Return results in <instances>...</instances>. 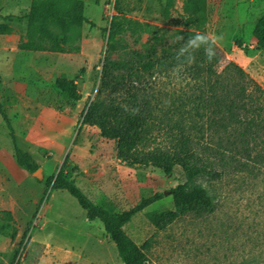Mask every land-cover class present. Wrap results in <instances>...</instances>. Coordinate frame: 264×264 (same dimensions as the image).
I'll list each match as a JSON object with an SVG mask.
<instances>
[{"label": "rangeland", "instance_id": "374dc122", "mask_svg": "<svg viewBox=\"0 0 264 264\" xmlns=\"http://www.w3.org/2000/svg\"><path fill=\"white\" fill-rule=\"evenodd\" d=\"M30 1L0 0V23L14 29L12 34H0V100L18 145L34 155L43 176L57 173L64 147L63 155L68 154L71 161L67 171L75 184L111 211L127 209L142 197L183 183L185 175L178 165L166 176L152 166L125 163L116 156V141L102 138L98 128L80 125L82 112L97 91L106 44L102 29L116 14V0H83L84 14L94 26L84 23L79 28L82 36L73 41L80 46L77 53L17 48L25 33ZM123 7L137 19L172 29L181 2L177 1L170 20L162 19L157 0H123ZM263 13L264 0H207L206 32L223 53L215 68L220 71L237 64L262 88L264 53L249 55V45L253 43L252 29ZM145 40L144 36L141 41ZM61 76L74 79L82 95L74 109L66 107L55 84ZM162 81L168 91H178L184 84L178 73ZM222 138L225 134H217L213 128L203 134V140L212 143ZM13 153L8 128L0 116V211H10L12 216L7 220L0 213V264H32L45 242L52 254L42 264H50V257L54 264H63L66 255L72 258L66 264H75L80 252L92 264H123L100 220L88 221L75 197L37 180L18 166ZM73 155H78L80 163L74 162ZM215 162L220 177L197 180L216 196L213 213L187 215L158 230L144 212L172 208L171 195H165L125 225L137 244L148 241L145 252L152 263L264 264V164L248 163V170H236L231 163Z\"/></svg>", "mask_w": 264, "mask_h": 264}, {"label": "trees", "instance_id": "16d2710c", "mask_svg": "<svg viewBox=\"0 0 264 264\" xmlns=\"http://www.w3.org/2000/svg\"><path fill=\"white\" fill-rule=\"evenodd\" d=\"M157 1L162 19L170 20L178 0ZM179 1L181 8L170 29L131 16L123 0H116V14L102 29L106 44L97 91L82 112L80 124L95 126L102 138L116 141V156L125 163L152 166L166 176L172 175L176 165L182 169L185 181L166 190L172 197V208L144 212L158 230L187 215L204 217L215 211L216 196L197 183L200 177H220L214 169L215 160L231 163L236 170H248V163L264 164V88L237 64L218 71L215 66L223 53L217 43L211 62L203 47L193 53L195 61L191 64L187 63L191 52L176 60L177 51L189 37L207 33L208 20L207 0ZM26 18L25 33L17 48L27 51L77 53L80 46L73 41L82 36L79 28L84 23L94 26L84 14L83 0H31ZM13 32L11 26L0 23V34ZM251 34L253 42L264 47V13ZM174 73L184 84L178 91H168L161 79ZM55 84L66 107L74 109L82 98L75 80L61 76ZM0 116L8 128L16 163L32 174L41 165L18 145L1 100ZM212 128L217 134L224 133L225 139L204 141V132ZM70 162L66 154L57 173L42 181L75 197L88 221L100 220L123 264H154L145 252L148 241L137 244L124 227L134 215L163 198L165 191L142 197L127 209L111 211L75 184L67 171ZM0 213L11 220L10 211Z\"/></svg>", "mask_w": 264, "mask_h": 264}, {"label": "clouds", "instance_id": "9594fccd", "mask_svg": "<svg viewBox=\"0 0 264 264\" xmlns=\"http://www.w3.org/2000/svg\"><path fill=\"white\" fill-rule=\"evenodd\" d=\"M180 39H182V37ZM215 44L216 39L210 34L197 32L194 36L188 38L186 43L177 51L175 58L176 60H179V58L183 56L185 52H191V56L187 60V63L191 64L195 61V56L193 53L203 47L204 54L208 62H211L216 55L214 49Z\"/></svg>", "mask_w": 264, "mask_h": 264}, {"label": "crops", "instance_id": "0c3cea01", "mask_svg": "<svg viewBox=\"0 0 264 264\" xmlns=\"http://www.w3.org/2000/svg\"><path fill=\"white\" fill-rule=\"evenodd\" d=\"M4 35H9V34H4ZM249 48L251 49L249 51L250 52L249 55L253 54L255 57H257L258 55H262L264 53V47L258 46L255 42L251 43L249 45ZM85 126H87V125H85ZM88 127L94 128L95 126H88ZM95 128H97V127H95ZM62 131L63 130L61 128L58 129V133H61ZM63 149H64V147L61 148V152H60V155L58 157L59 163H62L63 158H64V155H63L64 150ZM73 158H74V162L75 163H80L78 155H73ZM41 248H40L41 251L39 252L37 260L34 263H32V264H42V261L46 258V256L52 254L50 252V250H49L50 249V244L48 242L41 243ZM68 258L71 261L72 258L69 257V255H66L65 262L63 264H66L69 261ZM90 261H91L90 259L88 260L87 258H84L83 253L80 252L77 255V260H76L75 264H92ZM49 262H50V264H54L55 263V261L53 260L52 257L49 258Z\"/></svg>", "mask_w": 264, "mask_h": 264}, {"label": "water", "instance_id": "95a60500", "mask_svg": "<svg viewBox=\"0 0 264 264\" xmlns=\"http://www.w3.org/2000/svg\"><path fill=\"white\" fill-rule=\"evenodd\" d=\"M32 175L39 180H42L44 178L41 167H39L35 172H33ZM164 193L165 195H167L168 191H165Z\"/></svg>", "mask_w": 264, "mask_h": 264}]
</instances>
